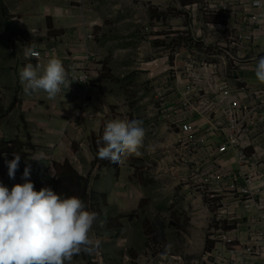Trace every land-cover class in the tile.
I'll list each match as a JSON object with an SVG mask.
<instances>
[{
	"label": "built area",
	"instance_id": "1",
	"mask_svg": "<svg viewBox=\"0 0 264 264\" xmlns=\"http://www.w3.org/2000/svg\"><path fill=\"white\" fill-rule=\"evenodd\" d=\"M185 8L189 24L170 27L163 50L136 62L159 75L152 106L157 121L174 134L166 150L185 170L178 186L200 193L203 209L216 215L202 249L189 257L167 251L160 233L147 231L146 264H264V83L254 71L264 55L257 44L264 39V0H192ZM198 20L205 21V31L195 26ZM81 47L66 68L69 80L77 79L71 91L81 96L80 116L90 104H100L91 81L104 61L86 44ZM35 53L31 59L39 62L56 54L53 45ZM55 109L50 105L46 115ZM50 158L37 173L30 171L34 183L52 178L56 161ZM69 160L78 162L75 156Z\"/></svg>",
	"mask_w": 264,
	"mask_h": 264
},
{
	"label": "rangeland",
	"instance_id": "2",
	"mask_svg": "<svg viewBox=\"0 0 264 264\" xmlns=\"http://www.w3.org/2000/svg\"><path fill=\"white\" fill-rule=\"evenodd\" d=\"M191 3L192 0H0V182L9 189L14 183L23 182L21 178L12 180L7 174V161L14 158L13 153L20 154L16 173H21L27 163L35 161L29 160V155L42 159L33 165L36 173L41 170L42 164L45 166L51 159L46 146H41L46 141L53 149L61 147L52 158L56 161L49 179L52 182L58 166L65 161L83 174L89 169L87 178L90 182L92 178L99 179L107 174L113 176L120 169V164L98 157V149L102 145L97 141L102 137L105 124L99 138H94L91 150H95L89 155L92 157L90 161L77 153L79 145L69 137L70 130L65 127L63 112L68 106L63 98L67 94L61 91L55 97L60 101L59 106L56 105L59 110L45 117L42 113L51 101L47 94L43 91L25 93L19 72L27 63L34 66L47 63L26 58V47L34 45L36 52L56 43L60 50L55 56L62 58L65 54L61 43L72 40L76 45L87 44L104 58L103 64L92 71L91 84L98 89L106 109L115 114L118 106L124 105L128 111H136L135 117L126 113L127 120H142L153 104V81L159 75H152L154 69L150 66L142 69L136 60L156 48L163 50L162 46L168 43L166 40L169 38L165 35L170 33L167 31L170 27L189 24L185 7ZM65 11L72 12L69 19L64 16ZM47 22L52 24L51 33ZM21 33L26 34V39ZM86 36L88 38L84 39ZM62 62L67 68L66 62ZM108 117L109 112L105 119ZM48 122L52 124V128H47L52 130L48 136L51 142L40 127ZM71 156L77 157L78 162H71ZM131 161L132 156H129L124 163L131 167ZM45 184L34 183V186L37 190ZM89 186L87 196L94 201L89 203V208L98 213L90 235L100 240V246L91 254L82 251L75 255L70 264H143L144 235L150 230L161 233L167 251L193 254L195 249L200 251L203 240L208 236L209 224L216 215L215 209H203L202 203H159L157 211L151 208L152 205L144 204L146 208L135 216L140 221L136 224L140 234L125 237L120 233L117 217L111 216L107 203H102L98 192L91 193L92 185L89 183ZM154 228L156 230H152ZM182 245L191 251H181Z\"/></svg>",
	"mask_w": 264,
	"mask_h": 264
},
{
	"label": "clouds",
	"instance_id": "3",
	"mask_svg": "<svg viewBox=\"0 0 264 264\" xmlns=\"http://www.w3.org/2000/svg\"><path fill=\"white\" fill-rule=\"evenodd\" d=\"M25 57L36 53L34 45L24 49ZM255 77L264 83V55L254 69ZM68 71L62 60L53 55L45 65L27 63L19 72L26 94L43 91L54 99L62 86L69 89ZM80 81H85L79 79ZM146 129L143 121L114 118L106 122L98 145V157L123 164L131 156H139ZM7 161L9 178L15 180L20 154ZM38 159V158H33ZM30 165L25 166L22 183L9 189L0 182V264H70L82 251L93 253L100 240L90 235L98 213L88 210L76 195L61 196L50 186L35 189L30 179Z\"/></svg>",
	"mask_w": 264,
	"mask_h": 264
},
{
	"label": "crops",
	"instance_id": "4",
	"mask_svg": "<svg viewBox=\"0 0 264 264\" xmlns=\"http://www.w3.org/2000/svg\"><path fill=\"white\" fill-rule=\"evenodd\" d=\"M204 22L198 20V23L194 24L196 27L200 26V30L205 31L206 29L204 27ZM257 44L259 45L260 49L264 50V39L258 40ZM52 45L55 48V53H57L60 50V46H57L56 43H53ZM61 47L65 57L60 59L66 62V66L68 65L67 58L70 55H73L74 52H79L82 48L79 44H74L72 40H67V42L64 44L61 43ZM89 49L93 51L90 47ZM61 91L67 94L65 96L67 98L64 97L63 101L68 106V108L67 111L63 112V114L66 121L65 127L70 130L69 137L71 136L70 138H73L74 142H77L79 145V149L76 150L77 153L82 154L84 158L90 161L92 157H89V155H91L92 150H95L94 148L91 150L94 138H99L101 128L104 124H106L107 120L109 121L114 118L127 119L125 116L126 113H132L134 114V117L136 114L135 109H132V111L129 109L128 111V107L124 105H119L115 114L111 113V109H106L107 107L103 103L102 97L99 94L100 104H90V106H88L80 116L78 115V112L82 110L80 106V94L71 91V84L70 89L64 88L62 86ZM175 101L176 100L172 101L171 103H174ZM52 104L59 106L60 101L56 98L51 99L47 108ZM47 108H45L44 111L42 110V114H44V116L46 115L45 111ZM57 110L59 109H56L52 114H47L45 117H50L51 115L55 114ZM108 112L110 117L105 119V117L108 116ZM146 115L147 117L145 116L141 120L143 121V127L146 129L144 145L140 149L142 154L139 156L131 155V162H133V165L130 167L129 163L127 162L120 164V169L117 173H114L113 176L107 174L104 177H100L99 179L92 178L93 181L90 182L92 185L91 193L94 191L98 192L102 203H107V209H109L111 212L112 217H117V224L120 227V233L125 237H130L132 234L135 237L136 234H140V230H138L136 225L140 221L135 216L140 214L141 209L146 208L144 204L152 205L151 208L157 211L159 203H203V198L200 193L183 189L177 184L178 177L181 176L185 170L181 169L179 165L175 163L172 156L166 150L175 141L174 134L167 130L161 122L157 121L159 114L153 106L148 107ZM74 117L76 118L74 119ZM195 118L199 124L204 122V119L199 115H195ZM79 123H81L80 126ZM40 127L43 128L41 131L47 136L48 141L51 142L49 137L52 130L47 128H52V124L48 122L46 125H40ZM46 143L48 142H42L41 146H46V149L49 153H51V156L56 157L59 150H61V147L58 146L56 147L58 149H53L49 143ZM47 146L49 147L47 148ZM35 155L37 157V154ZM33 158L34 157L31 155L28 156L29 160H42ZM35 161H30L27 163V165L31 166L30 171H34V173H36L35 168L33 167V165L36 164ZM43 167L44 166L42 164L41 169ZM38 171H40V169ZM75 171L80 176L87 179L89 169L84 174L78 172L77 170ZM53 177H55V175ZM15 178L18 177L15 176ZM40 188L41 187H37V190ZM153 230L156 229L154 228ZM163 241L166 242L164 239ZM171 246L173 247L172 244ZM145 251L143 256L144 259ZM181 251L190 252L191 249L182 245ZM169 252L174 251L169 250ZM194 253L197 254L199 251L195 249L193 254H180L189 257L195 255ZM145 261L146 259L144 260L143 264H145Z\"/></svg>",
	"mask_w": 264,
	"mask_h": 264
},
{
	"label": "trees",
	"instance_id": "5",
	"mask_svg": "<svg viewBox=\"0 0 264 264\" xmlns=\"http://www.w3.org/2000/svg\"><path fill=\"white\" fill-rule=\"evenodd\" d=\"M49 33L53 32L51 22H47ZM22 38L26 39V34L21 33ZM90 179L80 176L74 167L67 161L58 166V173L52 182V189L61 196L76 195L82 198L88 208L89 203H94L92 199H88L87 190L89 188ZM92 198V195L90 196ZM94 211V208L92 209Z\"/></svg>",
	"mask_w": 264,
	"mask_h": 264
}]
</instances>
